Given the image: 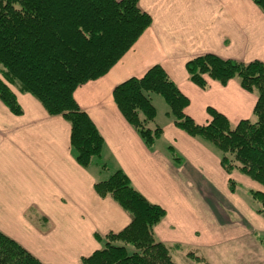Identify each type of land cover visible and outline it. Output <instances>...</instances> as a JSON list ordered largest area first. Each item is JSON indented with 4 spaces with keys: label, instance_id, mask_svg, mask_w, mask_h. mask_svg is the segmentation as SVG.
Returning a JSON list of instances; mask_svg holds the SVG:
<instances>
[{
    "label": "crops",
    "instance_id": "obj_1",
    "mask_svg": "<svg viewBox=\"0 0 264 264\" xmlns=\"http://www.w3.org/2000/svg\"><path fill=\"white\" fill-rule=\"evenodd\" d=\"M139 6L152 16L151 26L107 74L74 92L106 143L91 167L78 163L71 124L62 115L48 114L34 95L16 87L21 114L0 99V230L44 263L81 264L82 257L103 247L96 233L119 231L130 222L113 198L95 189L97 178L117 168L167 210L155 228L165 243L209 248L264 230V214L242 201L238 188L230 189V177L247 184L246 177L227 173L210 145L176 126L162 96L153 101L154 124L163 135L151 149L113 95L118 84L161 64L190 98L186 112L197 122L210 120L209 106L233 123L252 117L257 95L238 79L211 80L204 89L190 80L186 63L204 53L264 62L263 11L253 0H139ZM170 146L180 160H174ZM224 208L239 218H226Z\"/></svg>",
    "mask_w": 264,
    "mask_h": 264
},
{
    "label": "trees",
    "instance_id": "obj_2",
    "mask_svg": "<svg viewBox=\"0 0 264 264\" xmlns=\"http://www.w3.org/2000/svg\"><path fill=\"white\" fill-rule=\"evenodd\" d=\"M253 1L264 13V0ZM152 22L139 0H0V99L13 113L21 114L16 87L34 95L48 114L62 115L71 124L78 163L91 167L105 152L106 143L74 92L107 74ZM186 68L190 80L204 89L211 80L227 84L238 79L257 95L253 116L233 123L209 106L210 120L197 122L186 112L190 98L161 64L118 84L115 102L152 149L163 135V128L154 124L153 97L162 96L176 126L210 145L227 173H241L261 185L249 191L258 213L264 214V62L204 53L188 60ZM169 150L174 160H180L172 146ZM100 164L102 171L107 169L105 162ZM229 186L236 191L238 183L230 177ZM95 189L101 197L113 198L131 220L119 231L96 233L103 247L82 257L81 264H178L172 252L183 246L165 243L155 232L167 210L138 190L122 168L97 178ZM187 254L203 260L194 250ZM0 264L51 263L42 262L0 230Z\"/></svg>",
    "mask_w": 264,
    "mask_h": 264
},
{
    "label": "rangeland",
    "instance_id": "obj_3",
    "mask_svg": "<svg viewBox=\"0 0 264 264\" xmlns=\"http://www.w3.org/2000/svg\"><path fill=\"white\" fill-rule=\"evenodd\" d=\"M157 96V94L154 95V97ZM159 107L158 105V109ZM244 177L249 183L245 180L247 184H241L240 179H238L237 195L242 201L250 202L252 208H258L257 202L251 198L248 190L250 188L261 189V185L247 176ZM248 184H251V186L249 187ZM230 211L224 208L225 217L236 221L239 216L234 210ZM182 245H184L183 248H175L172 252L178 264H264V230L262 229L255 230L253 234H247L246 236L233 237L229 241L218 243L209 248L196 247L197 249H194V247L189 245ZM189 250H194L198 256L203 257V260L188 256L187 252Z\"/></svg>",
    "mask_w": 264,
    "mask_h": 264
}]
</instances>
